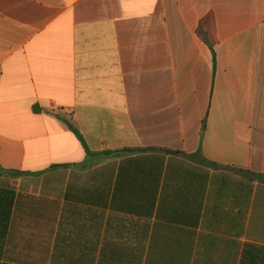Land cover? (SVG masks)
I'll use <instances>...</instances> for the list:
<instances>
[{
    "label": "crops",
    "instance_id": "obj_1",
    "mask_svg": "<svg viewBox=\"0 0 264 264\" xmlns=\"http://www.w3.org/2000/svg\"><path fill=\"white\" fill-rule=\"evenodd\" d=\"M0 264H264V0H0Z\"/></svg>",
    "mask_w": 264,
    "mask_h": 264
},
{
    "label": "trees",
    "instance_id": "obj_2",
    "mask_svg": "<svg viewBox=\"0 0 264 264\" xmlns=\"http://www.w3.org/2000/svg\"><path fill=\"white\" fill-rule=\"evenodd\" d=\"M206 22H209L211 24H214L213 22V17L212 16H209L207 19H206ZM72 131L73 133L76 135V137L79 139V141L83 144L84 148L86 149V152L88 155H93L94 153H92L89 148L87 147V144L82 136V134L75 128H72ZM178 154V153H177Z\"/></svg>",
    "mask_w": 264,
    "mask_h": 264
}]
</instances>
